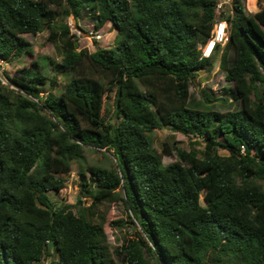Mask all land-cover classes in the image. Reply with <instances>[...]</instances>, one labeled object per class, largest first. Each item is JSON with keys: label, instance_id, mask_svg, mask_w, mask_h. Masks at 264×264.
Segmentation results:
<instances>
[{"label": "trees", "instance_id": "16d2710c", "mask_svg": "<svg viewBox=\"0 0 264 264\" xmlns=\"http://www.w3.org/2000/svg\"><path fill=\"white\" fill-rule=\"evenodd\" d=\"M232 1L229 39L204 57L218 0H0V58L34 56L23 35L45 29L62 57L0 77V264H264V0L256 12ZM58 8L90 10L97 28L111 21L114 46L79 49ZM218 52L238 108L191 91ZM50 65L67 77L61 88ZM163 127L204 149L160 152L152 133ZM86 147L112 151L116 165L78 169L87 207L56 203L49 191L66 187ZM116 201L134 234L114 246L99 206Z\"/></svg>", "mask_w": 264, "mask_h": 264}, {"label": "rangeland", "instance_id": "374dc122", "mask_svg": "<svg viewBox=\"0 0 264 264\" xmlns=\"http://www.w3.org/2000/svg\"><path fill=\"white\" fill-rule=\"evenodd\" d=\"M232 2V0H218L216 20L223 19V16L232 10ZM245 3L249 12H256L261 8L258 0H245ZM56 19L60 22L65 21L70 24L72 32L78 37L79 49L92 52L96 50L97 46L112 47L115 44L117 34L116 26L109 21L102 27L97 28L95 25V18L90 10L82 12L76 19L74 15L66 17L63 13V9L58 8ZM23 36L32 43L34 56H25L20 60L13 62H7L0 58V77L4 81H6V74H16L18 69L23 68L24 66H29L34 60L38 59L40 55L49 56L57 62H60L62 59L55 44L48 38V29H45L37 34L25 33ZM220 53L221 52H218L215 65L210 71H201L197 75L195 83L191 87V91L196 98L204 100L206 96L203 93V90H205L211 98H228L227 103L222 101L225 103L219 106L222 110L227 109L229 103L235 104L231 107L238 108L240 107V102L235 100L233 101V90L235 85L226 80L225 72L220 67ZM49 69L50 75H58L59 79L57 88H61L67 82L66 75L62 74L60 70L58 71L55 65H50ZM42 90L43 94L47 93L50 90V84L47 83L46 85H43ZM103 113L107 116V118L114 117L111 100H107V102H105ZM152 139L154 146L160 152L163 151L164 144H169L171 146L176 144L186 150H191L193 147H196L199 150L204 149V143L202 141L198 144H194L196 143V138L193 135L175 132L169 127L155 129L152 133ZM219 151L224 155L229 154V152L223 148H220ZM84 155L85 158L83 160L73 161L72 171L65 175L66 187L59 191H49L50 196L56 203H61V205H76L79 198L81 199V205L87 207L91 204L92 200L81 194L82 185L78 169L80 167H86L87 165L106 167L116 165V159L113 152L110 150H97L92 147H86ZM177 160L178 156L174 150L172 154H165L163 156V162L165 164H169ZM261 182L264 185V181ZM202 201L205 202L204 196L202 197ZM99 211L107 217L106 231L108 232L112 245H120L123 242L124 237L134 234L131 229L132 224L129 222L128 211L122 201L106 202L99 206ZM117 219L127 220V224L122 226L113 225L112 221Z\"/></svg>", "mask_w": 264, "mask_h": 264}, {"label": "built area", "instance_id": "2783aa9c", "mask_svg": "<svg viewBox=\"0 0 264 264\" xmlns=\"http://www.w3.org/2000/svg\"><path fill=\"white\" fill-rule=\"evenodd\" d=\"M229 39V22L226 19H219L214 25L212 35L207 43L202 47V55L211 57L217 46H224ZM242 152H245V145H242Z\"/></svg>", "mask_w": 264, "mask_h": 264}, {"label": "water", "instance_id": "95a60500", "mask_svg": "<svg viewBox=\"0 0 264 264\" xmlns=\"http://www.w3.org/2000/svg\"><path fill=\"white\" fill-rule=\"evenodd\" d=\"M52 246H53V242L51 241V242H50V247H52Z\"/></svg>", "mask_w": 264, "mask_h": 264}, {"label": "clouds", "instance_id": "9594fccd", "mask_svg": "<svg viewBox=\"0 0 264 264\" xmlns=\"http://www.w3.org/2000/svg\"><path fill=\"white\" fill-rule=\"evenodd\" d=\"M214 29V28H213Z\"/></svg>", "mask_w": 264, "mask_h": 264}]
</instances>
